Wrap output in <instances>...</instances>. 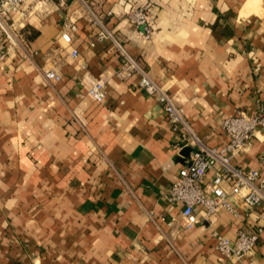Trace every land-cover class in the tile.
<instances>
[{
    "label": "crops",
    "instance_id": "crops-1",
    "mask_svg": "<svg viewBox=\"0 0 264 264\" xmlns=\"http://www.w3.org/2000/svg\"><path fill=\"white\" fill-rule=\"evenodd\" d=\"M134 7L149 12L150 39L131 22ZM69 17L78 28L68 45ZM23 32L29 56L0 61V264H237L212 233L254 231L256 211L222 208L186 227L167 196L196 146L174 150L160 102L117 70L124 53L136 59L220 150L225 118L264 112V0H51ZM98 78L103 102L87 93ZM263 153L261 128L232 163L264 176ZM253 259L264 264V229Z\"/></svg>",
    "mask_w": 264,
    "mask_h": 264
},
{
    "label": "built area",
    "instance_id": "built-area-1",
    "mask_svg": "<svg viewBox=\"0 0 264 264\" xmlns=\"http://www.w3.org/2000/svg\"><path fill=\"white\" fill-rule=\"evenodd\" d=\"M51 11V0H0V61L7 62L17 56L29 55L24 43V26L28 19L39 12ZM131 22L139 34L150 39L153 26L149 12L143 7H134L129 12ZM67 28L60 38L65 44L73 40L72 32L77 30L76 22L67 18ZM110 36L107 30L98 34V39ZM70 56L79 57L73 49ZM124 61L117 70L122 79L138 76V87L151 96H155L167 116L169 128L176 135L173 145L179 151L183 146H196L179 170L177 179L172 183L167 199L170 204H182L181 213L186 219V227L192 228L199 222L200 215L205 220L217 215L219 209H225L236 216L240 210L252 216L256 211L254 231L241 229L236 239L213 231L216 239L215 248L225 257L236 260L237 264H255L254 252L264 229V176L257 169L244 171L232 163V159L252 145L254 137L264 129V112L248 115L239 110L223 120L222 127L229 136V143L220 150L207 148L194 133L182 107L177 106L175 96L158 84L148 71L133 57L124 53ZM49 79L60 80L61 75L54 70H46ZM96 102H103L106 97L105 79H92L87 90ZM178 152V153H179ZM261 160L264 161V153ZM213 176L208 177L209 171ZM233 198L239 200L233 202ZM173 221L170 222L172 224ZM247 259L245 261L244 259Z\"/></svg>",
    "mask_w": 264,
    "mask_h": 264
}]
</instances>
